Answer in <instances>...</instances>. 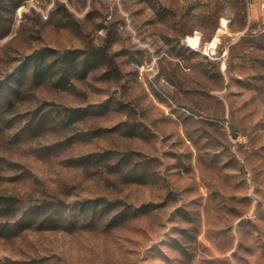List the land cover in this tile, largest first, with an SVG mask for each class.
I'll return each instance as SVG.
<instances>
[{
    "label": "rangeland",
    "instance_id": "1",
    "mask_svg": "<svg viewBox=\"0 0 264 264\" xmlns=\"http://www.w3.org/2000/svg\"><path fill=\"white\" fill-rule=\"evenodd\" d=\"M3 197L0 264H264V9L0 0Z\"/></svg>",
    "mask_w": 264,
    "mask_h": 264
},
{
    "label": "trees",
    "instance_id": "2",
    "mask_svg": "<svg viewBox=\"0 0 264 264\" xmlns=\"http://www.w3.org/2000/svg\"><path fill=\"white\" fill-rule=\"evenodd\" d=\"M92 51L93 53H95V55H99L100 57L103 56V53L101 50L98 49H92V47L90 49H88V51H66L65 53H63L62 55V59H71V58H81V62L83 65V68H86L87 65L92 64ZM46 50L42 49L39 51L34 52L32 55L29 56V59L32 60V64L34 66L37 65L38 61L40 60H44L48 55L45 54ZM34 70L36 71L37 68L34 67ZM34 71V72H35ZM88 109L84 108V109H67V118L68 120H73V119H82L86 116ZM108 203L109 206H111L112 208L117 207V205L119 204V202L117 201H105ZM16 204H17V200L15 198L12 197H3L0 199V207L4 210H13L16 208Z\"/></svg>",
    "mask_w": 264,
    "mask_h": 264
},
{
    "label": "built area",
    "instance_id": "3",
    "mask_svg": "<svg viewBox=\"0 0 264 264\" xmlns=\"http://www.w3.org/2000/svg\"><path fill=\"white\" fill-rule=\"evenodd\" d=\"M251 3L258 4L262 9H264V0H250Z\"/></svg>",
    "mask_w": 264,
    "mask_h": 264
},
{
    "label": "bare ground",
    "instance_id": "4",
    "mask_svg": "<svg viewBox=\"0 0 264 264\" xmlns=\"http://www.w3.org/2000/svg\"><path fill=\"white\" fill-rule=\"evenodd\" d=\"M197 44V40H191ZM211 47H214V43L211 44Z\"/></svg>",
    "mask_w": 264,
    "mask_h": 264
}]
</instances>
